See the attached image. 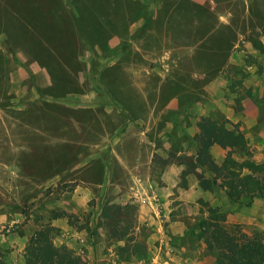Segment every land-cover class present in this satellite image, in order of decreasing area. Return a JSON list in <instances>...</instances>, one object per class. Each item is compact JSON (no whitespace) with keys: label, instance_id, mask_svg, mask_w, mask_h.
Here are the masks:
<instances>
[{"label":"rangeland","instance_id":"374dc122","mask_svg":"<svg viewBox=\"0 0 264 264\" xmlns=\"http://www.w3.org/2000/svg\"><path fill=\"white\" fill-rule=\"evenodd\" d=\"M31 7L39 10L40 19L32 17ZM150 7L156 15L148 19L150 32L142 33L143 11L130 0H0L3 264H24L28 237L45 225L56 245H66L87 264H222L195 227L209 207L217 208L224 225L257 233L264 242V197L236 203L220 189H203L199 178L211 174L195 156L198 121L209 116L245 136L244 149L230 150L236 163L264 161V53L252 45L253 40L264 42V0H217L215 10L230 12L241 33L230 53L197 56L196 69L206 73L196 75L187 52L175 43H192L216 24L213 15L187 0H151ZM67 10L77 14L88 40L70 45L75 25ZM50 21L58 33L40 26ZM220 38L210 41L223 47L226 34ZM39 39L59 58H50L35 43ZM135 43L147 48L148 61L136 53ZM159 47L170 50L166 63L183 84L155 74L152 66H161L163 53ZM70 49L77 50L76 58ZM114 61L117 65L110 66ZM135 81L147 89L154 119L145 133L135 129V134L128 132L133 139L121 141L127 170L107 154L108 141L100 137L102 129L111 131L109 116L97 111V120L90 107L114 100L138 111ZM71 106L75 110L65 115ZM65 120L68 126L59 129L67 147L59 154L76 162L49 178L53 170L35 151L46 141H38L28 125L49 127ZM227 150L218 144L209 148L215 165ZM104 168V178L99 177ZM54 210L73 213V222L52 217Z\"/></svg>","mask_w":264,"mask_h":264},{"label":"trees","instance_id":"16d2710c","mask_svg":"<svg viewBox=\"0 0 264 264\" xmlns=\"http://www.w3.org/2000/svg\"><path fill=\"white\" fill-rule=\"evenodd\" d=\"M130 1L137 4L143 11L140 18L143 20L142 25L144 28L147 27L148 19L154 18V13L150 7L151 0ZM73 6L71 5L70 8L74 10ZM177 7H179V4H177ZM10 10L12 13L14 12L15 15L19 14L12 7H10ZM31 10L34 19L41 18V14H38L40 12L37 8L31 7ZM173 10L176 9H172L169 15ZM67 13L75 25L74 31L72 30L69 37V40L71 41L70 45H76L79 43V40L82 39L88 40V36L84 32L82 25L79 23L77 14H75L74 11L68 10ZM43 22L42 25H40L41 27H46L50 31L54 28L58 33L59 28L57 26L55 28L52 21H50V23ZM43 29L44 33H46L47 30L45 28ZM204 33L197 37L203 36ZM262 33L264 34V21L262 24ZM103 38L105 39V35ZM45 39L47 38L45 37ZM45 39L44 37L42 38V40ZM35 43L39 46H43L46 53L50 55V58H59V54L54 49L44 45L45 43L40 39L36 40ZM90 44L91 43H89V45ZM252 45L260 52L264 53V42L253 40ZM73 50L71 52V57L73 56V58H76L77 50ZM97 74L100 76V72ZM69 110L70 112L72 111V109L69 108L65 112V115L69 113ZM71 116L74 117L75 120L78 119L75 115ZM65 126H68L66 120L59 124L57 122L54 123L53 121V124L49 127L45 125L38 127L39 130L45 132L47 135L57 138L56 145L58 146H55L58 148L56 149L53 144L50 150L52 151L51 154L53 151H56V153H53V157L50 156L51 154L48 155L49 150L46 148L48 146L44 144L38 145L37 150L35 149V151H37L36 153L42 155L41 157L43 158L46 167L52 169L53 172L57 174L63 173L68 167L76 162V159L69 160L68 158H63L62 154H59L64 153L63 151L66 150L65 147H67V144L62 143L63 140L61 139H67V137L62 133L63 131L59 129ZM198 127L200 128V132L197 135L198 144L196 145V162L200 166L207 164L209 168L208 171L211 174L208 177L199 178L200 186L203 189H220L231 202L236 203L243 202L244 200L251 201V199L256 196L264 197V161L257 162L250 159H243L239 163H236L229 155L231 149L245 148L247 141L243 133L237 128L227 126L223 123L219 124L209 116H205L199 120ZM37 137L42 141L47 139V137L39 134ZM213 144L228 148V154L220 165H215L211 160L209 148ZM237 164L239 166H237ZM114 206L115 205L112 207ZM216 212L217 208L209 207L207 209V215L201 217L195 225V227L199 229V232L205 237L208 247L213 249L216 260L222 264H264V242L262 241V237L257 233L247 234L235 225H224L221 220L218 219ZM59 216H66L69 222H73V213L71 212H67L66 210H54L52 217ZM3 254V250L0 249V264H3ZM24 264L87 263L66 245H56L52 240L50 226L45 225L35 229L28 237L24 248Z\"/></svg>","mask_w":264,"mask_h":264},{"label":"crops","instance_id":"0c3cea01","mask_svg":"<svg viewBox=\"0 0 264 264\" xmlns=\"http://www.w3.org/2000/svg\"><path fill=\"white\" fill-rule=\"evenodd\" d=\"M195 3H198L199 5L202 6V8L205 11H209L213 17L216 20V24L213 25L212 28H209L201 37H197L195 38V40L192 43L189 44H185L184 42H177L175 43L177 47H181L183 48V50L185 52H187L188 54V59L191 61V63L194 65L192 68V73L194 75L198 74H202V73H206V72H201L198 71L196 69L195 66V59L197 58V56H200L201 53H205V52H214V53H218V52H231L232 49H234V45H235V41L236 39H238V36L241 33V30L238 29L236 26H234L231 23L230 17H228V15L230 14V12H226L225 14L223 12H219L217 10H215V5L217 4V0H192ZM228 1V0H226ZM229 1H234V0H229ZM242 2V4H244L247 0H240ZM247 4V3H246ZM176 5V4H175ZM172 6V9L174 8H178L177 6ZM246 7V6H244ZM156 14H154L153 16H155ZM146 32H150V29L147 27H145L142 30V33H146ZM225 33L227 40H226V44H224V46H220L219 43L217 41L212 42L210 41V38L216 39V38H220L221 34ZM164 37V36H163ZM165 38V37H164ZM221 39V38H220ZM164 47V46H163ZM160 48V53L163 52L158 59L161 58V66L157 65V66H152V69L155 71V74L161 78V79H167V80H173L177 83L183 84L181 80H179L178 78H175L174 76H172L171 71L169 69V65L168 63H166L168 56L170 55V50H165L164 48ZM135 51L136 53L141 57L146 59L147 61L149 60L148 57V52H147V48H144L143 46H141V44H136L135 43ZM145 56V57H144ZM177 61L176 63H181L180 60H175ZM148 63V64H147ZM163 64H168V69L163 67ZM110 66L112 65H117V61H114L113 63L109 64ZM145 65H149V62H146ZM149 67V66H148ZM151 69V68H149ZM148 70V69H147ZM148 72V71H147ZM134 84L132 85V88L135 91V94L137 95L135 98L138 99L139 101V105H141V108L138 111H134L132 108L124 105L121 106L119 104V102L112 100L113 102L111 104L109 103H103L102 106H91V112H93V114L96 116L95 118H97L98 120V114H103V115H107V118L109 116L112 128L111 131H109L107 134L104 133L103 129L101 132L100 137H103V141H108L107 143H105V149H108L109 146V151H107V154L114 156L113 158L120 163V165L123 168H127V170H129L128 166L126 164H124V162L126 161L125 158V154L122 152L123 148V141H125V139L129 138V139H133L134 135H130V133H128L129 131L132 134H135V132H132L133 130L135 131V129L139 130L138 134L141 133H145L146 130V126L147 123L150 119H154L153 117V106L152 104H150L149 100H148V96L146 93L145 87L143 89V85H139L138 82H133ZM72 110H75V106H71L70 107ZM100 108V109H98ZM22 109V108H21ZM56 115V114H55ZM52 116V111L49 112V117L51 118ZM32 125V124H31ZM29 126V132L33 133V134H39V135H43L45 137H47V139L43 140L46 141L44 143V145L49 146L51 148V146L53 144L56 143L52 142L51 140V136L47 135L45 132L39 130V128L36 126L33 127ZM134 128V129H133ZM27 129V130H28ZM49 139V140H48ZM38 141H42V140H38ZM122 141V142H121ZM137 143V141L135 140V144ZM138 144V143H137ZM96 145V144H95ZM98 156V155H97ZM96 155H93V157L87 159L85 161H91V159L95 158ZM106 168V167H105ZM104 168V170H102V173H99V177H103L105 176L106 173V169ZM170 168V167H168ZM57 176L56 173H51L49 175H47V177L52 178Z\"/></svg>","mask_w":264,"mask_h":264}]
</instances>
